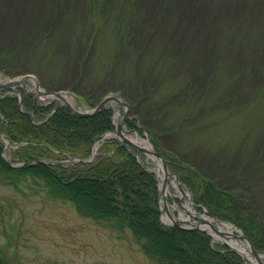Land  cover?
Here are the masks:
<instances>
[{"label":"rangeland","instance_id":"374dc122","mask_svg":"<svg viewBox=\"0 0 264 264\" xmlns=\"http://www.w3.org/2000/svg\"><path fill=\"white\" fill-rule=\"evenodd\" d=\"M25 75L28 89L38 82L74 94L81 111L110 95L124 100L128 108L119 105L120 116L111 108L114 129L103 137L121 139L117 129L129 109L126 132L154 147L160 142L231 192L264 235V0H0V82ZM140 155L157 175V164ZM180 182L192 208L211 213ZM34 191L0 185V244L12 261L154 264L129 229L104 226ZM167 198L179 219L181 198ZM179 220L198 226L201 219ZM164 223L173 225L171 217Z\"/></svg>","mask_w":264,"mask_h":264},{"label":"trees","instance_id":"16d2710c","mask_svg":"<svg viewBox=\"0 0 264 264\" xmlns=\"http://www.w3.org/2000/svg\"><path fill=\"white\" fill-rule=\"evenodd\" d=\"M22 93V107L18 95L0 94V132L16 145L9 162L4 158L5 143L0 136V185L17 191L26 186L50 199L70 202L81 216L99 224L129 229L154 264H245L235 251L214 244L208 233L161 221L157 175L146 168L142 155L137 156L128 143L117 137L103 138L114 129L111 108L76 117L55 101L42 103L33 93L24 89ZM128 123L136 127L132 120ZM98 141L93 160H72L90 158ZM154 144L171 171L191 190L196 203L242 228L255 247L264 251L259 220L245 214L231 192L175 159L160 142ZM8 240L11 243L12 237ZM6 247L0 244V264H27L7 257Z\"/></svg>","mask_w":264,"mask_h":264},{"label":"bare ground","instance_id":"6f19581e","mask_svg":"<svg viewBox=\"0 0 264 264\" xmlns=\"http://www.w3.org/2000/svg\"><path fill=\"white\" fill-rule=\"evenodd\" d=\"M53 98H56V99H53L50 102L58 100L56 95H54ZM64 99L66 100V102H68L72 106H74L73 102H74L75 97L73 94L65 95ZM39 101L42 103H46L42 100H39ZM59 105H64L67 108H69L66 104H64V101ZM118 106L119 105L116 101L110 102V107L111 108L113 107L115 109L116 115L120 116V109L118 108ZM69 110H70V108H69ZM122 133L125 136L129 137L134 143H136L139 146V149H140L139 152H144L143 150H141V148L146 149L147 151L144 153L147 154L157 164L155 169L157 171L158 181H159L160 205L162 207V211L164 212L162 214V220L163 221L161 220L163 223L168 222V220H170V217H168V211L172 213L173 210L175 209V207L171 206V204H170V206H169L170 209L166 210V206H168V205L165 203L164 195H166V197H168V194H171L172 197L176 196V197L181 198V203H182L181 205L182 206H181V208H178L179 213H180L179 219L186 220V219H191V218L193 219L194 218L195 221L201 219L200 220V222H202L201 225L204 226L213 235L214 240L226 241L230 245L240 249L244 253V254L243 253L240 254L239 252L235 251L236 253H238L243 258L245 264H247L245 261L246 258L250 259L253 262L255 261V259H257L254 257L255 255L252 253V251L250 249V245H248V242H246V240L243 239L242 232L237 227H235L232 223H230L228 221H222L221 219L217 220L216 218L210 216L206 212L199 213L196 209L192 208L190 202L185 200V198H184L185 197L184 189L182 188V186H180V182H179L180 180H178L176 177H173V176H169V177L167 176L165 169H164V164L162 163L161 159L158 158L157 156H155L151 152V151H153V147H152L151 143L149 142V140L142 138L137 134L136 135H132V134L130 135V133L126 132L124 129H122ZM0 136L3 139V141L5 143V147H6L7 146L6 141L4 140V138L2 137L1 134H0ZM220 159L218 160V163H219ZM218 163H217V165H218ZM174 206H177V204H175ZM244 245H248L249 248L247 249L246 247H244ZM256 250L258 252H260L257 248H256ZM232 251H234V250H232ZM260 253H262V252H260ZM254 263H256V262H254Z\"/></svg>","mask_w":264,"mask_h":264},{"label":"water","instance_id":"95a60500","mask_svg":"<svg viewBox=\"0 0 264 264\" xmlns=\"http://www.w3.org/2000/svg\"><path fill=\"white\" fill-rule=\"evenodd\" d=\"M28 78H29V75H25V76L20 77V78H17V79L8 80L6 82H0V90H2V89H11V90H14V91L18 92L19 95H20V97H21L22 96V93H21L20 89L17 86L24 85L26 79H28ZM41 93H44V95H46V97H49V98L50 97L53 98V96L56 95L57 98H60L61 100L64 101V104H66L70 108L72 114L75 115V116H77V117H87V116L94 115V114H96V113L104 110L105 108L109 107L110 106V102H112V101H116L118 103V105H124L125 107L128 108V104L124 100H122L118 96L110 95V96H107L106 98H104L102 100V102L95 109H93L92 111H81V110L75 108L74 106H72L70 103L66 102V100L64 99V94H63L64 92H61V91H47V92H41ZM20 103L22 104V99H21ZM128 117H129V109H127L126 114L123 117V120H125ZM122 121L120 122V124L118 126V132L121 135V139L124 142H127V143L131 144L135 148V150H136V152L138 154L139 153V150H140L139 149V146L136 143H134L129 137L125 136L122 133V129H123V127H122ZM0 134L2 135V137L4 138V140L6 141L7 145H9L10 144L9 138L5 134H3L2 132H0ZM152 147H153V151H151V152L155 156H157L158 158L161 159L162 163L164 164V169H165V172H166L167 176L168 177L169 176H173V177H176L179 180V178L175 174H173L171 172V170L169 168V165H168L166 159L164 158V156L158 150H156L153 145H152ZM141 150H143L144 152L147 151L146 149H143V148H141ZM78 160H80V159L78 158ZM180 186H181V182H180ZM164 200H165V203L167 204L168 203V198L166 197V195H164ZM166 210H168V207L167 206H166ZM205 211L209 215L213 216L207 210H205ZM168 213H169V215H170V217L172 219V224L175 225V226H178V227L183 228V229H201L203 231L208 232L205 228L202 227V225H201L202 222H200V224L198 226H189L187 224L182 223L179 219L174 218L171 215L170 212H168ZM216 219L218 220V218H216ZM242 237H243L244 240H246V242H248V244L250 245V249H251L252 253L257 258L258 263H256V264H259V263L260 264H264V261H263L264 253L262 254V253L258 252L256 250V248L254 247L253 242L247 236L243 235ZM230 248H232V250H234V251L239 252L240 254L243 253L240 249H237L235 247L230 246Z\"/></svg>","mask_w":264,"mask_h":264}]
</instances>
